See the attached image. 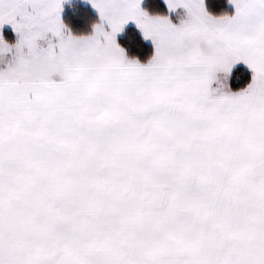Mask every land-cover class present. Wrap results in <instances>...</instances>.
<instances>
[{
    "label": "snow or ice",
    "instance_id": "1",
    "mask_svg": "<svg viewBox=\"0 0 264 264\" xmlns=\"http://www.w3.org/2000/svg\"><path fill=\"white\" fill-rule=\"evenodd\" d=\"M233 2L92 0L75 33L63 0H0V264H264V0Z\"/></svg>",
    "mask_w": 264,
    "mask_h": 264
},
{
    "label": "trees",
    "instance_id": "2",
    "mask_svg": "<svg viewBox=\"0 0 264 264\" xmlns=\"http://www.w3.org/2000/svg\"><path fill=\"white\" fill-rule=\"evenodd\" d=\"M205 4L208 10L216 15L235 12V8L229 0H205ZM143 6L151 13H166L170 15L163 0H144ZM170 16L176 22L175 15ZM62 17L75 33L91 32L95 22L100 19L99 14L90 5L76 1L65 7ZM4 35L9 40L13 38L12 32L8 29L4 30ZM117 39L127 49L130 56H138L142 61H146L154 52L153 44L146 41L134 25L127 26ZM251 77L252 70L250 68L242 64L237 65L233 69L230 79L232 88L240 89L245 87Z\"/></svg>",
    "mask_w": 264,
    "mask_h": 264
},
{
    "label": "rangeland",
    "instance_id": "3",
    "mask_svg": "<svg viewBox=\"0 0 264 264\" xmlns=\"http://www.w3.org/2000/svg\"><path fill=\"white\" fill-rule=\"evenodd\" d=\"M82 2V3H85V4H88V5H90L98 14H99V10L93 5V3H92V0H63V9H62V15H63V13H64V10H65V7L67 6V5H70L72 2ZM164 1V0H163ZM166 2H167V0H165ZM164 1V3L166 4V2ZM231 4H232V6L235 8V4H234V2H233V0H231ZM166 6H167V4H166ZM168 7V6H167ZM169 10V13H170V15H175V18H176V21L177 22H180V20L182 19V18H184L186 15H187V10L181 5V6H179L177 9H172V10H170V9H168ZM99 18H100V15H99ZM5 29H8V30H10L11 32H12V35H13V38L11 39V40H9L5 35V38L7 39V40H9L10 42H14L17 38H18V34L15 32V30H14V27H13V25L11 24V23H9V22H6L4 25H3V29H2V31H3V34H4V30ZM121 33V32H120ZM120 33H118L117 34V37L119 36V34ZM240 64V63H239ZM236 66H234V68H235ZM233 68V69H234Z\"/></svg>",
    "mask_w": 264,
    "mask_h": 264
},
{
    "label": "crops",
    "instance_id": "4",
    "mask_svg": "<svg viewBox=\"0 0 264 264\" xmlns=\"http://www.w3.org/2000/svg\"><path fill=\"white\" fill-rule=\"evenodd\" d=\"M165 1V0H164ZM230 1V3H231V0H229ZM144 2V0H142V3ZM166 2V1H165ZM166 4H167V2H166ZM232 5V4H231ZM167 6H168V4H167ZM235 6V5H234ZM168 9H169V7H167ZM176 23H179V22H177L176 21ZM129 25H134L138 30H139V32L142 34V36L144 37V35H143V31H142V29L137 25V23L135 22V21H129L125 26H124V29L127 27V26H129ZM123 29V30H124ZM123 30L121 31V33L123 32ZM120 33V34H121ZM119 34V35H120ZM118 38V37H117ZM145 38V37H144ZM145 40L146 41H148V42H150L151 44H153V46H154V42L152 41V39L150 38V37H148V38H145ZM242 64V65H244V66H246V67H248V68H250V66H248L247 65V63L245 62V61H239L235 66H237V65H240V64ZM251 69V68H250ZM252 70V69H251Z\"/></svg>",
    "mask_w": 264,
    "mask_h": 264
}]
</instances>
